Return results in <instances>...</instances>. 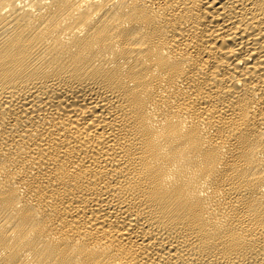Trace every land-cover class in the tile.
Returning a JSON list of instances; mask_svg holds the SVG:
<instances>
[{
  "label": "bare ground",
  "instance_id": "obj_1",
  "mask_svg": "<svg viewBox=\"0 0 264 264\" xmlns=\"http://www.w3.org/2000/svg\"><path fill=\"white\" fill-rule=\"evenodd\" d=\"M0 264H264V0H0Z\"/></svg>",
  "mask_w": 264,
  "mask_h": 264
}]
</instances>
